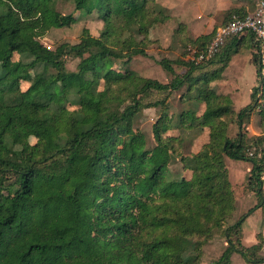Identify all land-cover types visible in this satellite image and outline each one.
Here are the masks:
<instances>
[{"label": "trees", "instance_id": "trees-1", "mask_svg": "<svg viewBox=\"0 0 264 264\" xmlns=\"http://www.w3.org/2000/svg\"><path fill=\"white\" fill-rule=\"evenodd\" d=\"M58 1L0 0V264H201L218 232L227 248L214 264H231L234 253L264 262L262 236L247 247L242 233L264 207V53L256 34L229 37L207 63L180 62L182 75L162 59L173 75L162 83L113 67L148 56L150 21L169 18L157 0H72L77 12H98L104 29L98 37L85 29L79 43L51 49L40 38L76 22ZM234 14L247 12L231 10L224 25ZM216 30L190 42L205 49ZM245 48L258 84L252 102L236 111L212 83ZM68 57L80 60L76 72L67 70ZM184 86L181 101L191 107L174 116L169 99ZM152 107L162 115L153 126L156 145L147 149L135 122ZM255 114L263 134L251 137ZM199 128L209 129V140L186 154L182 130ZM227 157L252 163L246 188L258 200L234 223ZM177 159L189 178L171 172Z\"/></svg>", "mask_w": 264, "mask_h": 264}, {"label": "rangeland", "instance_id": "rangeland-1", "mask_svg": "<svg viewBox=\"0 0 264 264\" xmlns=\"http://www.w3.org/2000/svg\"><path fill=\"white\" fill-rule=\"evenodd\" d=\"M159 4L165 8L169 18L165 20L152 19L148 26V34L151 39V44L147 49L148 56H135L129 61L114 60L113 67L119 72L133 70L144 78H151L162 83H168L172 80L173 75L166 71L159 63L162 59H168L177 74L182 75L187 68L180 62L191 64L192 61L187 60L193 57L194 51L203 52L207 49H214L215 54L219 53L223 45L215 46V38L218 30L226 23L228 15L231 10L244 9L247 14H254L259 10L264 12L263 0H157ZM57 9L64 15L73 14L76 17V22L71 25L50 30L45 36L40 38V41L47 47L54 49L61 43L77 44L80 41L81 35L85 29H89L93 36H100L104 29V22L98 12L91 15H86L75 10V5L72 0H59ZM217 28L215 37L208 43L205 49H200L190 42L191 39H196L201 35L209 34ZM241 54H245L249 50L245 48ZM214 54V55H215ZM18 59V56H16ZM211 59V58H210ZM80 60L78 58L68 57L66 59V67L69 72H76L78 70ZM207 63V61H205ZM201 64H204L201 63ZM84 79V88L91 86L90 81L82 74ZM29 87L28 82H23L21 88L23 91ZM187 86L181 90L174 92L169 99V113L178 116L183 111L190 108V104L181 101L183 95H186ZM193 95V94H192ZM203 107L199 110L202 113ZM162 115L161 109L158 107L143 109L137 116L135 122V129L138 133L144 135L146 139L147 149H152L155 145L153 135V126L159 117ZM169 135L180 134L178 130H171ZM196 129L182 130L184 140L192 141L195 139ZM186 137V138H185ZM35 140L32 139V142ZM184 152L189 151L188 145L184 142ZM186 146V147H185ZM188 147V148H187ZM171 172L175 176L190 177L189 171L182 169V164L179 159L173 161ZM236 218L230 220L234 223ZM211 242V241H210ZM205 246L206 252L203 257H215L216 250L220 252L224 249L223 243L226 242L223 235L218 232L213 238V242ZM221 247V249H220ZM204 248V250H205ZM202 257V258H203ZM202 262V259H201Z\"/></svg>", "mask_w": 264, "mask_h": 264}, {"label": "crops", "instance_id": "crops-1", "mask_svg": "<svg viewBox=\"0 0 264 264\" xmlns=\"http://www.w3.org/2000/svg\"><path fill=\"white\" fill-rule=\"evenodd\" d=\"M258 84V70L253 62L252 52L248 51L245 54H236L233 56L229 66L222 73L221 78L215 80L212 86L216 92L224 95H229L232 98L234 110L238 111L241 108L249 105L252 102L253 88ZM204 110V109H203ZM202 110V112H203ZM262 116L255 114L247 129L248 135L251 137L263 134L261 130ZM238 133L237 125H232L229 129L231 138H235ZM195 139L192 141L185 140L186 145L189 143V151L186 154L196 152L203 144L209 140V129H196ZM186 138V137H185ZM185 145V144H184ZM186 147V146H185ZM187 147V148H188ZM226 164L230 172V181L237 192L236 210L234 218L237 220L241 215L253 208L258 200L254 192L248 191L246 188L248 176L252 170V163L248 161L233 160L226 158ZM264 179V178H263ZM264 189V185H263ZM243 244L247 247L258 243V235L263 238V249L261 254L264 256V207L255 210L243 223ZM215 237V236H214ZM213 240L210 242V244ZM209 246V244H208ZM224 249L219 253L216 250L215 257H203L201 264H214L227 248V243H223ZM221 249V247H220ZM205 248L204 252H206ZM231 264H250L247 263L239 254L234 253L231 257Z\"/></svg>", "mask_w": 264, "mask_h": 264}, {"label": "built area", "instance_id": "built-area-1", "mask_svg": "<svg viewBox=\"0 0 264 264\" xmlns=\"http://www.w3.org/2000/svg\"><path fill=\"white\" fill-rule=\"evenodd\" d=\"M245 32H253L256 34L258 40L262 43V52L264 53V12L259 10L254 14H247L246 16L241 17V15L234 14L230 22L221 27L218 30V33L215 38V46L223 45L225 41L232 36L240 35ZM214 49H207L203 52L194 51L193 57L187 60H191L196 64H201L215 54ZM264 63V59H263ZM264 75V70H262V76ZM261 76V79H262ZM253 155V152L251 153ZM260 156V154H259ZM260 264H264L261 262Z\"/></svg>", "mask_w": 264, "mask_h": 264}]
</instances>
